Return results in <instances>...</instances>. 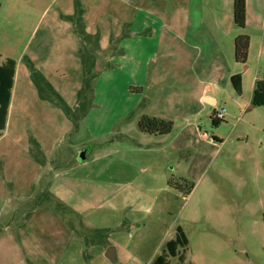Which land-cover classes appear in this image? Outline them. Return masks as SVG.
Wrapping results in <instances>:
<instances>
[{
	"label": "rangeland",
	"instance_id": "1",
	"mask_svg": "<svg viewBox=\"0 0 264 264\" xmlns=\"http://www.w3.org/2000/svg\"><path fill=\"white\" fill-rule=\"evenodd\" d=\"M75 1L0 0V59L16 61L19 69L11 128L0 139V264L19 262L18 256L23 253H15L12 246L19 244L16 242L21 237L27 248L37 246L33 254L35 261H45L42 264H151L174 237L178 225L190 241L187 264H264V107L250 104L255 82L264 80V27L262 31L248 27L244 31L251 38L249 56L246 64L238 63L235 39L242 30L234 25L233 10L219 13L215 0L209 6L205 0L202 19L206 25L212 20L213 28L208 29L216 46L204 33L194 41L203 55L195 62L200 75L190 77L188 84L197 90L202 85L200 79H212L211 67L215 74L218 64H223L218 83L223 87L226 80L229 86L217 88L218 105L214 108L202 110L176 103L180 109L172 110L174 105H170L173 119L166 120L174 124L172 133L150 135L140 131L139 121L150 93V74L156 67L157 32L162 24L171 26L176 15L166 2L159 7V11L164 10V21L140 14L137 26L143 22L154 31L149 27L138 30L139 26L136 31L133 23L127 24L134 34L118 46L126 48V54H104L98 61L92 106L75 128L61 108L40 97L28 65L31 61L70 107L78 106L84 78L77 55L80 41L67 20L75 12ZM80 1L85 6L86 0ZM101 2L105 6L112 1ZM259 15L264 13L258 10L256 22L264 18ZM215 20L226 22L227 30L219 29ZM232 23L234 28L229 29ZM212 47L219 48L224 58L212 57ZM21 69H25L26 77ZM201 69H207V76ZM236 74H242V95L235 92L231 82ZM154 80L159 81V75ZM221 109L226 111L225 120L214 118V110ZM190 126H196L201 137L205 134L211 142L216 141L215 147H209L200 137L195 147ZM132 131H137L138 137L129 133ZM32 139L40 144L42 155L34 154L43 165L33 156ZM150 139L158 140L149 147L157 151L151 157L139 158L142 146H148ZM175 142L183 150L178 153V161L171 162L165 156ZM79 149L88 152V158L98 156L99 161L89 162V167L81 164L78 170L65 174L71 156ZM162 151L164 156L160 155ZM153 157L156 176L148 174L145 178L143 170ZM193 159L198 176L205 172L199 183L188 180L194 186L189 197L167 186V182L164 187L158 169L164 167L169 181L180 182ZM139 177L144 186L138 185ZM151 177L154 181L149 180ZM57 189V195L67 202L63 204L80 212L76 214L85 228L107 231L105 243L86 247L72 227L77 243H62L58 233L62 223L70 227L72 222L77 229L81 224L75 216L56 210L45 200L46 193L54 198L52 192ZM109 248H115V262L106 257ZM177 262L171 259V264Z\"/></svg>",
	"mask_w": 264,
	"mask_h": 264
},
{
	"label": "crops",
	"instance_id": "2",
	"mask_svg": "<svg viewBox=\"0 0 264 264\" xmlns=\"http://www.w3.org/2000/svg\"><path fill=\"white\" fill-rule=\"evenodd\" d=\"M90 1L91 2H89V0H86V2L84 1L85 3L84 7L86 9V14H85V22L87 26L86 30L91 35H96V33H99L98 34L100 36L99 47L101 51H109L111 47L112 37L118 39L123 33L124 26L127 24L132 25L133 23V27H136L134 28L136 31L138 29V26H139L138 30H140L142 27L143 29L146 27L148 29L149 26L144 25L143 22H140V24H138L137 26L136 19L140 17V14L146 13L147 15H153L154 17L155 16L158 17L159 21H164L162 18V12H164V10L159 11V7L166 6L164 2L168 3L169 5L171 4V6L174 9L173 11H175L176 19H174L175 21H172L171 26L162 24L160 30L157 32L158 39H157L155 58H154L156 67L151 71L150 74L151 84L148 87L150 93H148L149 94L148 98L144 101V103L146 102L145 107L144 110H142L143 112H141L140 116H142L143 113L152 117H157L165 120L173 119V112L170 111V105H174L173 107L171 106L172 110L173 109L178 110L180 109V106H177L176 103L179 104L183 103L185 106H189L191 104L193 106L200 107V109L202 110L205 109L206 107L214 108L218 105V98L216 93H217V88L221 87L220 86L221 82L218 83V80H219V76H221L222 73H224L223 71L220 70V69H224L223 64H218V67L215 70V74L214 71L212 70L214 68L211 67L209 73L212 79H208V78L206 80L200 79L202 85L197 90L188 84L190 77L194 78L196 75L197 76L200 75L196 71L195 62L197 58L200 59L201 56L203 55V49L198 43L194 41H196V39H200L201 38L200 34L204 33L206 36L205 37L206 40L212 42L213 46H216L215 44L216 40L212 32L209 30L210 28H213L210 25L212 20L211 21L206 20L209 22V24L206 25L202 19V14L203 12H205V0H110L112 2L108 5L105 4V6L101 4L102 3L101 0H90ZM210 1L213 3V0H208V6L210 5ZM215 2H216L217 12L219 13H221L222 11L224 13L227 12L230 14L233 10L232 19L234 21V0H215ZM89 7L91 8L90 11H89ZM258 10H261L264 13V0H255L254 3H251V0H247V15H246L247 27L253 31L256 30L262 31L264 27L263 15H259V17L263 19L262 20L259 19V21L256 22ZM157 11L159 12L157 13ZM227 17L231 18L230 16ZM214 22L219 29L225 27L227 30V25L225 24L226 22H224L223 20L220 21L215 20ZM259 23H261V26L259 25ZM234 25L235 27H237L235 21H234ZM228 27L229 29H233L234 28L233 23L230 24ZM149 30L154 31V28L149 27ZM131 33L134 34L132 28H131ZM224 33L226 34V31H224ZM128 43L129 42L127 41L125 42V44ZM123 50H124L123 55H125L127 50L126 48ZM211 56L212 57L219 56L220 60L224 58L221 50L217 47H212ZM185 64L186 65L188 64L189 67L183 68V65ZM206 70L207 69H201V72L205 76H207L204 72ZM21 71H23L24 77H26L25 69H21ZM18 72L19 69L17 65L15 83L12 91L11 106L9 110L8 123L6 129L7 131L4 132V135L0 139H2L5 136L6 132L8 133L9 127L11 128L12 122L10 116L14 101ZM157 75H159L160 77L159 81L154 80ZM187 85H189L190 87H188ZM226 85L227 84L225 80L222 83L223 87L221 88L226 89L229 86ZM208 99H210L209 102L207 101ZM187 108H183L182 111L185 110L188 113ZM225 118H226V111H225ZM189 130L192 133V138H196L195 142L194 140L192 141L195 147L197 146L195 145V143L198 142L199 137L202 139V142L208 144L209 147H215L216 141L213 140L211 142L208 135L205 134L202 135L201 137L200 134L201 132L200 133L198 132L196 126L195 127L190 126ZM129 133L133 134L136 137H138L137 135H139L137 131H132ZM63 136L64 135H62L58 139H61ZM148 141H149L147 144L148 146L146 147L142 146L141 150L143 152L139 153L138 155L139 158L151 157L150 154L154 153V151H157L152 148L149 149V147H151L152 144L158 140L150 139ZM55 145H57V143H55ZM169 148L171 153H169L165 157H169L171 159V162L178 161L179 158L178 153H180V151L183 149L179 147L177 142H175V144H171ZM91 151H89V153ZM87 153L88 152H83V151L81 152L80 149L78 152L74 151L73 156H71L69 160L70 163L66 166V168L69 169L66 171L65 174L72 172L70 170H78L76 168L79 167L81 164L89 167L88 165L89 162L90 164H92L91 162L99 161L98 156L96 158H92L91 156L88 158ZM160 155L164 156V151H162ZM83 156H85V159H82ZM151 161L152 162L149 163L147 167L143 170V173H146V175H144L145 178H147L148 174H150L152 177L153 175L156 176L155 167L153 168V163H155L154 157L152 158ZM194 161L195 160L193 159L191 163L189 162L187 164V167H185L184 170V173L186 175L185 177L182 175L180 178H185L187 180L193 179L199 183L201 181V176L205 172V170L200 174V176H198L196 169L194 170ZM210 165H211V161L209 162L207 168L210 167ZM158 173L161 177V183H163L164 187H166V185L168 186L169 178L165 172L164 167L161 168V171L158 169ZM60 175H61L60 178H64L62 174ZM152 177L149 179L150 181H154ZM139 180H140V184L138 183V185L144 186V184L142 183L143 182L142 178L139 177ZM165 182H167V184ZM127 183H129V181H127ZM128 186L129 187L131 186L130 183L128 184ZM53 188L54 187H52L51 189ZM58 190L59 189L52 192L53 197L59 199L60 200L59 202L67 204V202L61 200L60 195H57ZM74 210L76 211V213L80 214V212L77 209ZM62 226L63 227L58 229V233L61 239L63 240L62 243L65 246L69 242L77 243L76 241H74L76 240L75 238H77V236L75 235L71 227L67 226V223L66 224L62 223ZM178 227H182V226L178 225ZM178 227H176V230ZM2 231L3 229L0 230V235ZM15 233L17 234L18 230ZM18 239L19 240H17L16 243L19 244L17 245L14 244L12 246V251H14L15 249V253H18V251L20 250L22 251L23 254H20L18 256L19 262H17L16 264H42L45 262L44 260H40L39 262L35 261L36 257L34 254L38 250L37 246H34L32 249L29 247L27 248L25 245L26 243L25 240H23L22 237ZM78 239L81 240V238L79 237ZM13 242L15 241L13 240ZM71 243L68 245H71ZM82 252L83 249L80 250L79 253Z\"/></svg>",
	"mask_w": 264,
	"mask_h": 264
},
{
	"label": "trees",
	"instance_id": "3",
	"mask_svg": "<svg viewBox=\"0 0 264 264\" xmlns=\"http://www.w3.org/2000/svg\"><path fill=\"white\" fill-rule=\"evenodd\" d=\"M85 14V7L80 0H76L74 14L67 17V20L73 25L74 31L80 41V48L77 55L81 59L84 74L83 86L78 93L77 107H70L49 83L42 72L39 71L31 61H28L31 77L38 89L40 97L61 108L69 119L72 120L75 128L79 127L80 121L92 106L94 82L98 76V72H96L98 61L102 59L104 54L105 56H109L112 53L122 55L124 50L120 48L118 49V46L122 39L131 35L129 25H126L122 37L118 39L112 37L109 51L103 53L99 47L100 36L91 35L86 30ZM246 15L247 0H234V21L237 28L242 30L241 34L235 39V58L236 61L241 64L247 63L251 43L250 35L247 32H244L247 29ZM16 71V61L6 59L2 62L0 59V138L4 135V132L7 129ZM251 107H264V80H257L254 84ZM139 129L145 134L167 136L172 133L174 124L172 121L144 114L139 121ZM31 151L33 156L43 165V160L37 157V154L42 155V153L40 150V144L35 139L31 140ZM34 152H37V154H34ZM179 180L180 182L171 179L168 184L169 187L182 192L184 197H188L193 191L194 186L185 178H180ZM185 186H187V190H183ZM48 195L49 194L46 193L44 196L45 200L50 202V204H53L56 210L63 213H69L79 220L81 224L80 229H77L72 222H69V224L75 233L83 239L86 247L105 243L104 241L107 237V231L102 229L91 230L85 228L84 221L78 214L69 209L65 204ZM189 243V238L183 228L178 227L174 237L166 243L165 249L156 257L152 264H171V259H177V264H187Z\"/></svg>",
	"mask_w": 264,
	"mask_h": 264
},
{
	"label": "water",
	"instance_id": "4",
	"mask_svg": "<svg viewBox=\"0 0 264 264\" xmlns=\"http://www.w3.org/2000/svg\"><path fill=\"white\" fill-rule=\"evenodd\" d=\"M98 65H99V62H98ZM231 82H232V85H233V88H234L235 92L238 95H242L243 94L242 74L234 75L231 78ZM207 101L209 102L210 99H208ZM82 159H85V156H83ZM106 257L109 260L115 262L117 260L115 248H109L107 253H106Z\"/></svg>",
	"mask_w": 264,
	"mask_h": 264
},
{
	"label": "built area",
	"instance_id": "5",
	"mask_svg": "<svg viewBox=\"0 0 264 264\" xmlns=\"http://www.w3.org/2000/svg\"><path fill=\"white\" fill-rule=\"evenodd\" d=\"M215 113H216L215 118L217 117V119H220V120L225 119V110L224 109L218 110Z\"/></svg>",
	"mask_w": 264,
	"mask_h": 264
}]
</instances>
